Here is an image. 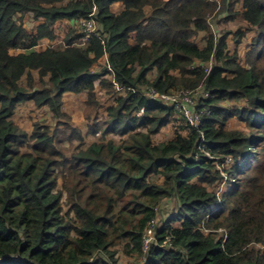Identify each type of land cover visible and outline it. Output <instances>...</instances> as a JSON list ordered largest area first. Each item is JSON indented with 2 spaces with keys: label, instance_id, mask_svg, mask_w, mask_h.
<instances>
[{
  "label": "trees",
  "instance_id": "1",
  "mask_svg": "<svg viewBox=\"0 0 264 264\" xmlns=\"http://www.w3.org/2000/svg\"><path fill=\"white\" fill-rule=\"evenodd\" d=\"M214 15L255 33L244 62L237 48L245 31L230 55L229 34L212 32ZM90 18L98 29L88 41L39 49L57 40L58 22ZM98 87H120L125 96L90 146L76 128L60 140L58 128L37 123L28 134L14 120L28 102L69 120L64 95L84 94L96 108ZM199 87L207 98L199 100L197 129L170 103L146 96ZM179 115L187 134L177 129L156 143ZM232 119L245 130H229ZM112 135L122 144L107 140ZM67 142L81 144L69 158ZM202 149L220 166L234 162L221 197L212 190L224 182L217 159ZM166 200H176L175 212L145 250ZM120 250L142 264H264V0H0V264H118Z\"/></svg>",
  "mask_w": 264,
  "mask_h": 264
},
{
  "label": "rangeland",
  "instance_id": "2",
  "mask_svg": "<svg viewBox=\"0 0 264 264\" xmlns=\"http://www.w3.org/2000/svg\"><path fill=\"white\" fill-rule=\"evenodd\" d=\"M240 5H237V9L239 10ZM117 14H118V8H115ZM225 16L224 15H214L209 19V23L212 28L213 34L216 36H224L225 34L228 35V44H229V52L230 55L235 53L236 49V33L245 31V37L241 44L238 46V58L244 62L247 53L250 50L251 43L255 37V33L247 30V27L244 24H240V22H224ZM25 25L27 27V30L33 31L36 26H34L35 22L33 21L32 16H27L24 19ZM71 23V24H70ZM82 29H81V21H75V22H69L68 20H64L61 22H58L56 25V35L57 40L53 43L49 42L48 40H43L40 43L39 49L44 50L49 46L54 45L55 48L60 49L61 47H64V40L67 38H78L76 39V44L78 45L82 39ZM197 45L203 49L206 46V39L204 34H201L196 38ZM107 61V57H105L102 60V66H97L94 68V70L101 71ZM213 63L204 65L205 69L208 68V72L210 71ZM37 78L38 75L34 74ZM154 74L150 76V78H153ZM26 83V82H25ZM120 88V87H119ZM116 89V88H100L98 87L96 89V100L98 101V106L96 108H89L87 106V96L82 95H73V94H66L63 97V112H65L69 116V120H54L53 114L50 112V110L46 107L44 108H37L33 102H28L25 105L20 106L14 116L15 122L18 124L20 128L25 130L28 134H32L34 125L39 123L41 125L47 126L51 129L52 133L55 131V129L58 128L60 132H58V136L60 140L66 139V137L63 135L68 132V128H76L80 130L85 137V145L90 146L91 144L95 143L97 140H100L103 137V134L101 133V126H98L97 124H103L104 121L107 119L108 116V110L111 107H114L116 105L117 100L121 96H125V91L122 89ZM184 96V98H189L191 103L194 104L191 107V110H193L194 106L198 108V105L200 106V97L202 96L204 99L207 98V93L201 88H197L194 91L193 90H184L177 93H174L172 96H175L176 98H181V96ZM241 103H225L224 106H227L229 108H238ZM191 105V104H189ZM195 108V109H196ZM203 110L200 108L198 110H195L197 114H199V117H202ZM204 113V112H203ZM178 115V114H177ZM175 122V123H172ZM172 122L165 128L162 129V131L157 135L155 138L156 143L161 142H167L175 137L177 129L181 128V126H184L182 116H176L172 118ZM60 123L61 126H57V124ZM227 128L229 130H238L243 131L245 130L246 126L245 124L239 122L236 119H232L229 121ZM94 129V131H93ZM103 131V130H102ZM180 133L186 135L187 132H184L182 130H179ZM92 132H95V135H92ZM107 140H113L118 145H121L123 142V138L120 136H108ZM106 140V141H107ZM102 141V140H101ZM81 144H78L77 142L74 143H63V147L66 153V157L69 158L72 151L78 148ZM85 146V147H86ZM204 150V151H203ZM203 155L206 156V158L214 159L210 156L209 153H206L205 149H202L201 151ZM23 153H31L29 148H26L23 150ZM217 159V158H216ZM214 159V160H216ZM218 159L215 163L216 169L221 172V175L224 177V182L222 184H218L215 186L212 190L218 192V196L221 197L225 192L227 187L231 185L230 176L228 174V170H230L232 164L234 163L231 158H228L225 161L224 166H220L218 163ZM159 184H162L163 180H155ZM62 181L59 180L60 186L59 190H62ZM177 206L176 200H166L160 205V207L157 208V212L159 214L158 219L155 221V223L151 226L152 229L147 232L146 241L148 240V244H152L155 239V235L157 232V227H162L164 221H166L169 217L173 215L175 212ZM174 226H177L174 224ZM118 249V248H117ZM118 252V251H117ZM116 258H118V264H142V259L138 257H129L126 256L121 250L119 253H117Z\"/></svg>",
  "mask_w": 264,
  "mask_h": 264
},
{
  "label": "built area",
  "instance_id": "3",
  "mask_svg": "<svg viewBox=\"0 0 264 264\" xmlns=\"http://www.w3.org/2000/svg\"><path fill=\"white\" fill-rule=\"evenodd\" d=\"M217 1V0H216ZM81 29H82V37L84 41H88L91 37L94 36V34L97 32L98 25L96 21L93 18L87 19V20H81ZM211 64V63H210ZM198 66L194 65L193 68L196 69ZM208 71V68L206 69V72ZM122 90V88H119ZM125 91V90H124ZM146 96L154 101H158L161 103H170V105L174 106V108L181 114H183L184 118H186L187 123L191 128L197 129L200 126V123L202 122V117H199V114L195 112L197 108L194 106L193 110H191L192 104L189 98H184L182 95L181 98H176L175 96H168V95H162L157 94L153 89L149 90V92L146 94ZM191 104V105H189ZM196 108V109H195ZM202 114V113H201ZM141 115V114H139ZM155 223V222H154ZM152 223L151 226L154 224ZM150 226L149 230L152 229ZM147 233L144 238V248L145 250L148 249L150 244H148V240L146 241Z\"/></svg>",
  "mask_w": 264,
  "mask_h": 264
},
{
  "label": "crops",
  "instance_id": "4",
  "mask_svg": "<svg viewBox=\"0 0 264 264\" xmlns=\"http://www.w3.org/2000/svg\"><path fill=\"white\" fill-rule=\"evenodd\" d=\"M115 8H118V13H120L121 11H123V5H122L121 3H117V4H115V5L112 7V9H113L114 11H116ZM115 13H116V12H115ZM70 24H71V23H70Z\"/></svg>",
  "mask_w": 264,
  "mask_h": 264
},
{
  "label": "clouds",
  "instance_id": "5",
  "mask_svg": "<svg viewBox=\"0 0 264 264\" xmlns=\"http://www.w3.org/2000/svg\"><path fill=\"white\" fill-rule=\"evenodd\" d=\"M114 12V11H113ZM81 21V20H80ZM61 22V21H60ZM69 22H71V21H69Z\"/></svg>",
  "mask_w": 264,
  "mask_h": 264
}]
</instances>
